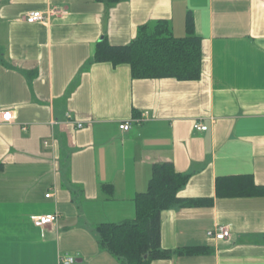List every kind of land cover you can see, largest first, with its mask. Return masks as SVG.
Segmentation results:
<instances>
[{
    "label": "crops",
    "instance_id": "crops-1",
    "mask_svg": "<svg viewBox=\"0 0 264 264\" xmlns=\"http://www.w3.org/2000/svg\"><path fill=\"white\" fill-rule=\"evenodd\" d=\"M53 6L69 15L25 21ZM189 14L199 80L133 79L129 65L96 61L99 43L129 45L158 21L186 36ZM161 163L189 175L179 197L201 203L162 213L172 254L150 264H264V197L217 189L241 177L264 187V0H0V264H126L96 228L133 221ZM55 213L56 224L34 225ZM218 226L230 239L208 236Z\"/></svg>",
    "mask_w": 264,
    "mask_h": 264
},
{
    "label": "trees",
    "instance_id": "trees-1",
    "mask_svg": "<svg viewBox=\"0 0 264 264\" xmlns=\"http://www.w3.org/2000/svg\"><path fill=\"white\" fill-rule=\"evenodd\" d=\"M110 5L125 0H97ZM97 62L113 66L129 65L133 79H166L197 81L202 76V41L195 35L191 14L187 17L186 36H174L166 21L140 28L137 38L126 46H112L101 42L96 49ZM235 178L218 181V192L227 197H264V187L252 178L241 177V184H228ZM189 175L179 173L173 164H156L148 189L135 198L136 218L120 224H101L96 228L100 246L126 264H150L171 258V251L161 246L162 213L176 205L192 206L200 201L183 200L180 189ZM232 182V181H230Z\"/></svg>",
    "mask_w": 264,
    "mask_h": 264
},
{
    "label": "built area",
    "instance_id": "built-area-1",
    "mask_svg": "<svg viewBox=\"0 0 264 264\" xmlns=\"http://www.w3.org/2000/svg\"><path fill=\"white\" fill-rule=\"evenodd\" d=\"M69 15L68 9L60 6H53L47 8L45 11L37 10L30 12L25 21L28 24L35 23H48L50 20L54 18H64ZM13 120V115L10 111L2 113V121L6 124L11 123ZM79 128L83 127V124H78ZM120 129L122 131L128 132L131 129V125L129 123H124L120 125ZM194 129L199 132H206L208 127L201 122H197L194 124ZM46 147H49L50 144L48 141L44 142ZM52 194H47L46 198H51ZM60 219V215L58 213L38 216L33 218L34 225L39 228L47 227L53 224H56ZM208 236L217 241L228 240L231 237V231L228 226H218L214 230L208 232ZM59 264H77V259L70 255H60L59 256Z\"/></svg>",
    "mask_w": 264,
    "mask_h": 264
}]
</instances>
